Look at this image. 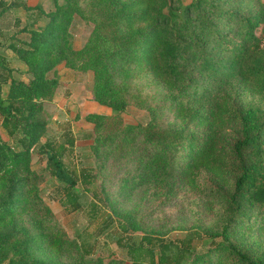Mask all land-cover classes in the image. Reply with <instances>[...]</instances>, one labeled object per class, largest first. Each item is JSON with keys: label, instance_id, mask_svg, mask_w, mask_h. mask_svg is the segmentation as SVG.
I'll list each match as a JSON object with an SVG mask.
<instances>
[{"label": "rangeland", "instance_id": "374dc122", "mask_svg": "<svg viewBox=\"0 0 264 264\" xmlns=\"http://www.w3.org/2000/svg\"><path fill=\"white\" fill-rule=\"evenodd\" d=\"M8 1L34 7H14L0 16L1 66L12 67L10 76L23 81L30 79L27 65L8 43L27 38L21 29L33 20L46 24L48 17L39 15L37 8L46 13L59 6L62 11L57 21L64 30L53 49V57L61 61L49 70L46 77L53 82L37 98L42 106L37 118L45 123L41 141L65 145L72 138L73 145L61 150L63 162L77 176L82 169L89 170L94 181L72 189L74 207L37 148L20 156L18 166L9 165L4 174L14 170L22 186L14 204L0 216V264L21 258L53 264H135L127 243H139L145 234L181 238L189 229L201 232L193 240L199 256L184 264H226L223 249L205 252L210 239L204 234L220 231L228 222L225 200L232 180H219L200 166L184 173L182 144L198 128L178 117L176 107L186 108L203 91L214 90L201 66L214 47L213 29L228 30L227 15L246 4L205 0L200 10L185 12L190 0H172L183 36L175 85L169 88L153 76L131 31L111 17V7L103 0ZM255 34L264 42V25ZM8 88V83L1 84L3 97ZM238 100L264 109V97L258 94L240 92ZM21 137L19 130L9 134L0 123L3 148L23 150ZM119 220L128 229H122ZM230 230L239 247L264 251V212L251 207L233 219ZM83 242L91 254L82 253Z\"/></svg>", "mask_w": 264, "mask_h": 264}, {"label": "trees", "instance_id": "16d2710c", "mask_svg": "<svg viewBox=\"0 0 264 264\" xmlns=\"http://www.w3.org/2000/svg\"><path fill=\"white\" fill-rule=\"evenodd\" d=\"M103 1L111 7V17L120 19L124 27L131 31L139 56L153 76L172 88L183 36L182 24L172 0ZM204 1L190 0L185 12L200 10ZM230 1L244 2L247 8L242 9V5H239L238 9L227 15L228 30L213 29L214 47L204 56L201 66L215 86L214 90L203 91L186 108L176 107L177 116L186 118L198 129L191 132L186 140L181 137L186 145L177 136H173V139L186 150L182 156L185 160L184 173L200 166L219 180H232L230 193L225 200L230 218L220 231H207L204 234L210 239V246L205 252L210 253L213 248L219 247L227 254L226 264H264V251L251 252L239 247L230 238V224L234 218L246 215L251 207L264 212V109L255 104L245 105L238 100L239 93L244 91L264 97V42L261 36L255 34V29L264 25V0ZM21 5L25 10L34 8L23 3ZM0 6V14L10 8L3 1ZM37 9L39 15L48 17L46 24L41 26L35 19L21 29L28 34L27 38L20 41L17 37L12 44L8 43L16 56L27 65L29 81L13 78L10 76L12 67L1 66L4 59L0 62V92L2 83L9 84L6 95L3 97L0 93V123L9 134L19 130L22 133L20 143L24 147L13 153L10 148L0 145V175L9 165L18 166L20 156L37 148L38 153L46 157V168L60 181L65 200L76 207L77 198L72 189L78 183L91 184L94 176L85 169L77 176L63 162L61 150L66 149L65 145H73L72 138L65 145L41 141L45 123L37 118L42 109L37 98L53 82L46 76L53 65L61 61L53 57V49L64 30L57 21L62 11H59V6L55 11L46 13L43 9ZM198 16L202 18L200 13ZM189 36L193 38L192 34ZM218 50L222 54L218 55ZM3 176L5 184L0 195V216L6 214L14 204V198L21 194L22 186V180L14 170ZM119 225L124 230L128 229L120 220ZM200 233L196 229H189L181 238L145 234L139 243L129 242L125 246L135 264H141L144 260L148 264H184L189 259H198L199 253L193 247V240L201 236ZM80 249L84 254H91V249L84 242L80 244ZM8 264L53 263L45 259L29 261L21 258L19 261L10 260Z\"/></svg>", "mask_w": 264, "mask_h": 264}, {"label": "crops", "instance_id": "0c3cea01", "mask_svg": "<svg viewBox=\"0 0 264 264\" xmlns=\"http://www.w3.org/2000/svg\"><path fill=\"white\" fill-rule=\"evenodd\" d=\"M2 1L5 2L8 6H10V8H7V11L10 10V9H12V8H14V7H20V6H22L21 5L22 3H11L13 1H8V0H0V4H1ZM14 4H16V6ZM0 10H1V8H0ZM0 16H1V14H0ZM0 34H1V32H0Z\"/></svg>", "mask_w": 264, "mask_h": 264}]
</instances>
